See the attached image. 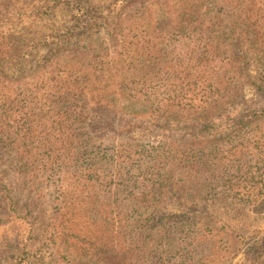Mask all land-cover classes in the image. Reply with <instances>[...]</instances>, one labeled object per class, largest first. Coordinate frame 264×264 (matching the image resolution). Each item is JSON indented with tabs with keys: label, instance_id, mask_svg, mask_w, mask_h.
Here are the masks:
<instances>
[{
	"label": "rangeland",
	"instance_id": "rangeland-1",
	"mask_svg": "<svg viewBox=\"0 0 264 264\" xmlns=\"http://www.w3.org/2000/svg\"><path fill=\"white\" fill-rule=\"evenodd\" d=\"M0 264H264V0H0Z\"/></svg>",
	"mask_w": 264,
	"mask_h": 264
},
{
	"label": "trees",
	"instance_id": "trees-1",
	"mask_svg": "<svg viewBox=\"0 0 264 264\" xmlns=\"http://www.w3.org/2000/svg\"><path fill=\"white\" fill-rule=\"evenodd\" d=\"M158 184H159L160 186H162V184H164V183H163V181H162L161 183H158ZM167 185H168V183H167ZM6 186H7V187H6ZM168 186H169V187H174V185H171V184H169ZM168 186H167V187H168ZM3 188H4L7 192L10 191V190H9L10 188H8V185L3 186ZM170 189H171V188H170ZM161 190H162V188H161ZM158 192H160V191H158ZM160 194H161V193H160Z\"/></svg>",
	"mask_w": 264,
	"mask_h": 264
}]
</instances>
